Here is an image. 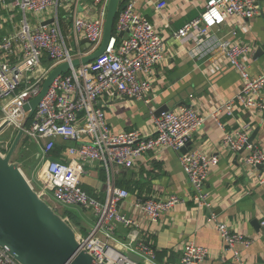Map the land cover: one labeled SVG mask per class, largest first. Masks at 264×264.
Wrapping results in <instances>:
<instances>
[{
	"label": "built area",
	"instance_id": "obj_1",
	"mask_svg": "<svg viewBox=\"0 0 264 264\" xmlns=\"http://www.w3.org/2000/svg\"><path fill=\"white\" fill-rule=\"evenodd\" d=\"M81 2L0 0V30L9 21L13 23L11 33L0 32V126L8 123L7 128L12 127L15 131L13 135L23 129V136L36 142L38 157L43 164L37 177L27 179L45 201L53 198L62 205H79L95 214V225L87 235L77 234L80 249L91 253L95 262L102 264H151L154 252L139 241V222L120 208L130 193L116 185L115 168H132L139 155L162 148L172 149L180 155L183 170L192 186L193 201L199 207L212 208L206 182L209 170L219 164L220 159L218 155L207 154L200 149L190 148L182 152L205 121V117L190 106L162 112L157 116L155 130L151 134L140 130L115 131L109 125L100 105L101 97L110 90H116L123 96L150 102L146 95L152 86L140 75H150L165 55L164 38L148 18L136 11L133 1L120 9L116 31L105 52L90 63L72 66L56 78L27 124L28 112L24 107L40 94L50 71L65 61L72 62L91 53L102 41L109 0H92L82 15L79 14L83 7ZM165 6L166 2L156 4L157 9ZM60 9H64L71 20L69 30L73 33L75 48L67 45ZM95 10L96 16L88 15ZM28 13L36 16L38 25L31 22ZM257 14V0H206L199 17L174 33L176 38L182 39L190 30L200 27L192 37L191 55L220 54L239 71L241 89L223 104L228 116H234L242 107L264 114V72L252 75L243 61L252 45L223 34L227 17L245 20ZM16 16L20 18L18 21H14ZM49 19H53L50 24H43ZM120 32L124 33L122 38L119 37ZM231 35L237 36V30H232ZM84 38L91 42L90 49L82 43ZM44 56L52 61L50 67L42 66ZM40 68L41 72H38ZM81 113L84 114L82 119ZM213 116H216L215 112ZM219 125L224 128L220 121ZM253 128L251 122L243 121L234 133L227 132L224 144L235 153L246 145L244 164L264 166V149L254 142L249 143ZM60 139L72 144L67 148L66 157L58 158L62 162H52V151ZM11 143L8 139L0 140L2 153L8 151ZM91 162L100 163L106 171L104 199L90 195L82 186L86 166ZM257 181L264 184V173L258 175ZM179 202L178 196L171 195L166 199H146L139 206L150 222H157ZM212 219L227 247L233 249L235 259L240 264H247L241 261L235 246L240 243L250 247L253 241L233 232L216 216L213 215ZM119 223L129 228V240L124 244L126 250L110 242L115 225ZM127 251L136 253L141 260L131 258ZM208 256L206 246L189 241L175 264H200ZM0 264L21 263L0 247Z\"/></svg>",
	"mask_w": 264,
	"mask_h": 264
},
{
	"label": "crops",
	"instance_id": "obj_2",
	"mask_svg": "<svg viewBox=\"0 0 264 264\" xmlns=\"http://www.w3.org/2000/svg\"><path fill=\"white\" fill-rule=\"evenodd\" d=\"M127 1H133L136 11L148 18L164 38L165 55L150 75H140L152 86L146 95L150 102L123 96L116 90H110L101 97L100 105L105 110L109 125L115 131L140 130L144 134H151L155 130L156 112L160 107L168 106L170 110L178 111L182 106H190L205 117L204 123L192 135L191 148L218 155L220 162L209 170L206 191L212 208H204L192 199V186L178 152L162 148L139 155L132 168H115L116 185L130 193L122 202L121 210L139 222V241L154 252L151 264H175L189 241L209 249V256L200 264H240L234 257L233 249L227 247L216 229L213 215L225 222L233 232L253 241L250 247L236 244L241 261L264 264V184L257 181L258 175L264 173V166H246L244 155L238 156L224 144L227 132L234 133L240 123L248 121L254 127L251 135L257 130L254 143L264 149V114L242 107L237 109L234 116H228L223 104L241 89L239 71L220 54L191 55L194 46L192 37L200 27L193 28L182 39L174 36L189 21L199 17L206 0ZM158 2H166V6L157 9ZM81 3L83 7L79 14L82 15L92 0H82ZM257 6L259 14L256 16L245 20L230 16L223 27V34L227 37L252 45L243 61L254 76L264 72V0H257ZM63 11L61 20L70 27L71 20ZM88 15L94 17L97 11ZM32 23L38 25L36 19ZM3 27L0 32L4 34L13 30L9 25ZM232 30H237V36L231 35ZM51 65L52 61L44 56L42 66ZM38 72H41V68ZM262 94L264 96V89ZM214 112L216 116H213ZM82 116L84 114L81 113V119ZM71 144L58 140L56 145H65V148L59 150L60 155L55 157H66ZM106 178L104 167L98 162H91L86 166L82 186L90 195L104 199ZM171 195L178 196L180 202L159 221L150 222L139 204L149 198L166 199ZM84 210L90 215L87 223H77L82 235L87 234L96 221L90 209ZM128 233V227L116 224L110 242L126 250L124 244L129 240Z\"/></svg>",
	"mask_w": 264,
	"mask_h": 264
},
{
	"label": "water",
	"instance_id": "obj_3",
	"mask_svg": "<svg viewBox=\"0 0 264 264\" xmlns=\"http://www.w3.org/2000/svg\"><path fill=\"white\" fill-rule=\"evenodd\" d=\"M119 5L120 0H109L102 41L96 50L73 59L72 62L65 61L50 71L40 94L24 107L28 112V119L33 117L38 104L56 78L69 71L72 66L90 63L105 52L114 35ZM52 21L53 19H49L43 24H50ZM123 35V32L119 33L120 38ZM82 43L87 49L91 48L88 39L84 38ZM167 110L168 106L160 107L156 115ZM7 125L8 123H4L0 126V134ZM256 133L257 130L252 133L249 143L254 142ZM23 137V129H20L13 135L8 151L4 154L0 150V247L6 249L21 264H102L95 262L91 253L80 249V241L74 228L32 187L20 168V162L12 160ZM190 148L189 143L188 148L184 147L182 152ZM245 149L246 145L237 155L243 154ZM50 161L62 162L56 157H51ZM127 254L135 260H141L132 251H127Z\"/></svg>",
	"mask_w": 264,
	"mask_h": 264
},
{
	"label": "rangeland",
	"instance_id": "obj_4",
	"mask_svg": "<svg viewBox=\"0 0 264 264\" xmlns=\"http://www.w3.org/2000/svg\"><path fill=\"white\" fill-rule=\"evenodd\" d=\"M64 11L63 9H60V16L63 17ZM28 18L32 21H35L36 16L34 14L28 13ZM20 18L18 16L15 17L14 21H18ZM68 24V23H67ZM67 24L63 23L64 26V34L66 37L67 45L69 48H75L74 46V40H73V33L69 30L70 27L67 26ZM6 25H9L13 27V23L9 21L6 23ZM69 28V29H68ZM74 53V52H73ZM45 63V61H44ZM13 133H15L14 129L12 127L6 128L1 134H0V140L3 139H8L11 140L13 139ZM22 151H25L24 157H20V153ZM39 154V147L36 145V142L34 140L29 139L28 137H23L22 141L20 142L17 150L15 151L12 160L13 161H18L21 164V170L25 174L27 178H31V176L34 174V176L37 177L38 172L41 169V166L43 164V161H40V157H38ZM34 185V184H33ZM35 188H37V185H34ZM38 189V188H37ZM48 203L54 208L57 214L62 216L73 228L74 230L77 229L78 232L77 234H80V229H78L77 223L71 219L70 213L74 214L78 222L80 223H87L88 222V215L90 213L85 212L84 208L79 206V205H69L65 206L60 204L59 202H56L53 198H47ZM80 232V233H79ZM87 235V234H85Z\"/></svg>",
	"mask_w": 264,
	"mask_h": 264
},
{
	"label": "trees",
	"instance_id": "obj_5",
	"mask_svg": "<svg viewBox=\"0 0 264 264\" xmlns=\"http://www.w3.org/2000/svg\"><path fill=\"white\" fill-rule=\"evenodd\" d=\"M126 3H128V1L127 0H120V5H119V11H120V9L126 4ZM119 11H118V13H119ZM117 17H118V14H117V16H116V20H115V25H114V32L116 31V21H117ZM118 41H120V38H118ZM30 121H31V119H28V121H27V124L28 123H30ZM13 140V139H12ZM12 142V141H11ZM63 148H65V145H63V146H58V145H56V147L54 148V150L52 151V155L55 157H58L59 155H60V152L61 151H59V150H62ZM24 152L25 151H22V153H20V157H24L25 156V154H24ZM21 162V161H20ZM70 217H71V219H73L76 223H78V220H77V217L74 215V214H72V213H70Z\"/></svg>",
	"mask_w": 264,
	"mask_h": 264
}]
</instances>
